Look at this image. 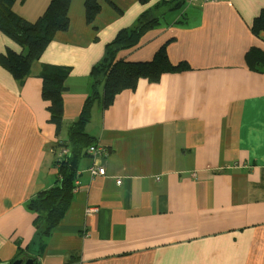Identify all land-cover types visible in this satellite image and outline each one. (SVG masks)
I'll use <instances>...</instances> for the list:
<instances>
[{"label": "crops", "instance_id": "1", "mask_svg": "<svg viewBox=\"0 0 264 264\" xmlns=\"http://www.w3.org/2000/svg\"><path fill=\"white\" fill-rule=\"evenodd\" d=\"M51 1L13 9L35 22ZM85 1H70L69 27L22 80L1 56L26 48L0 28V263L264 264V29L252 30L264 0H98L92 23ZM144 13L158 24L116 59L152 61L166 45L188 68L141 77L106 108L99 84L86 131L108 153L86 148L71 205L41 242L28 203L56 184L57 143L94 91L93 68ZM43 65L70 69L58 131ZM93 164L106 173L92 175Z\"/></svg>", "mask_w": 264, "mask_h": 264}, {"label": "trees", "instance_id": "2", "mask_svg": "<svg viewBox=\"0 0 264 264\" xmlns=\"http://www.w3.org/2000/svg\"><path fill=\"white\" fill-rule=\"evenodd\" d=\"M15 1L0 0V28L15 38L26 50L21 53L7 50L1 56V63L16 78L22 80L31 73L33 63L39 59L41 52L55 33L69 27L68 11L71 0H52L45 13L35 22L25 20L14 11ZM182 2L184 3V0ZM85 7L87 22L92 23L100 12L101 5L98 0H86ZM157 24L158 18L149 17L146 13L141 15L137 26L120 31L116 39L107 46L104 58L93 68L91 76L98 78L93 85L94 91L86 98L77 119L69 125L67 141L57 143L59 150L61 146H64L69 151L57 160L56 184L40 191L28 203V208L37 215L36 225L38 227L43 225L39 230L41 242L52 234L53 229L60 223L71 205L79 162L86 148L96 141V137L86 131V125L91 119L95 100L99 98V84L102 82L104 89L100 105L106 108L112 104L118 92L134 88L141 77L158 80L164 72L188 68L183 63L176 65L171 63L166 45L161 47L157 57L152 61L136 62L116 59L119 50L137 46L141 36ZM263 29L264 9L252 24V30L255 33ZM69 73L68 67L51 65H43L39 72V77L42 79V97L49 103L50 120L56 125L57 131L63 122V93L67 89L65 81Z\"/></svg>", "mask_w": 264, "mask_h": 264}, {"label": "built area", "instance_id": "3", "mask_svg": "<svg viewBox=\"0 0 264 264\" xmlns=\"http://www.w3.org/2000/svg\"><path fill=\"white\" fill-rule=\"evenodd\" d=\"M189 3L191 2H196V1H199V0H187ZM211 1H214V0H211ZM89 152L91 153H94L95 155H104V154H107L108 151L106 150L105 147L103 146H100L98 144H92L90 147H89ZM68 153V150L66 149V147H61L60 150H59V155L61 158L62 156L66 155ZM90 172L92 175L96 176V175H104L106 173V169L105 167H102V166H98L97 164H93L90 166L89 168ZM121 180L118 179V182H120ZM97 208L96 207H90L88 209V212L91 213L93 211H96Z\"/></svg>", "mask_w": 264, "mask_h": 264}, {"label": "water", "instance_id": "4", "mask_svg": "<svg viewBox=\"0 0 264 264\" xmlns=\"http://www.w3.org/2000/svg\"><path fill=\"white\" fill-rule=\"evenodd\" d=\"M12 264H34L33 259H27L25 262L22 259H17Z\"/></svg>", "mask_w": 264, "mask_h": 264}, {"label": "rangeland", "instance_id": "5", "mask_svg": "<svg viewBox=\"0 0 264 264\" xmlns=\"http://www.w3.org/2000/svg\"><path fill=\"white\" fill-rule=\"evenodd\" d=\"M86 19H87V17H86ZM37 21V20H36Z\"/></svg>", "mask_w": 264, "mask_h": 264}]
</instances>
